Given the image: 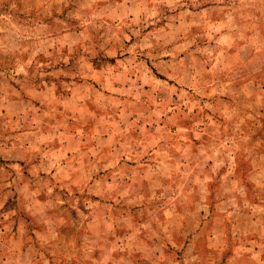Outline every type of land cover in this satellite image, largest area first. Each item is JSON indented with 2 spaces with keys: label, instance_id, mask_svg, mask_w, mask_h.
I'll use <instances>...</instances> for the list:
<instances>
[{
  "label": "rangeland",
  "instance_id": "rangeland-1",
  "mask_svg": "<svg viewBox=\"0 0 264 264\" xmlns=\"http://www.w3.org/2000/svg\"><path fill=\"white\" fill-rule=\"evenodd\" d=\"M0 264H264V0H0Z\"/></svg>",
  "mask_w": 264,
  "mask_h": 264
}]
</instances>
